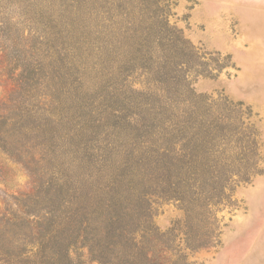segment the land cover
Listing matches in <instances>:
<instances>
[{
	"label": "rangeland",
	"instance_id": "1",
	"mask_svg": "<svg viewBox=\"0 0 264 264\" xmlns=\"http://www.w3.org/2000/svg\"><path fill=\"white\" fill-rule=\"evenodd\" d=\"M156 3L0 0V264L75 220L72 264L153 230L169 264H264V0Z\"/></svg>",
	"mask_w": 264,
	"mask_h": 264
},
{
	"label": "trees",
	"instance_id": "2",
	"mask_svg": "<svg viewBox=\"0 0 264 264\" xmlns=\"http://www.w3.org/2000/svg\"><path fill=\"white\" fill-rule=\"evenodd\" d=\"M156 4L157 10L166 8V5H161V0H157ZM168 15V9H166L165 18L162 21V24L165 27V30H174L175 28L173 26H170ZM14 25L20 26L21 23L19 21H16ZM32 32L34 31H31L29 34H32ZM17 33L21 37L24 35V31L20 28H17ZM243 142L245 143V152L243 154L244 176H242L241 179L247 181L249 177L254 174V168L260 161V158L257 138L254 135H248L247 139H243ZM49 215L50 216L49 218H47V222L44 223V228L42 229V231H39L38 235L40 239H42L43 235L47 231L53 229L54 222L60 224L53 212H49ZM63 226L64 227L62 229L54 231V237L47 240L46 238H44L40 241V243H38V246L36 247L38 254L29 255L27 253H24L23 261L27 260V263L29 264H72V261L74 260L72 259L71 252L73 251V248L78 245V242H80L79 240L83 236L82 232H85L88 228L82 229L83 223L81 220H75L73 224ZM108 228H110V225L108 226ZM1 229L2 228H0V232L2 231ZM107 236L108 238H111V242L109 243V252L112 251L115 256L120 253L122 259L126 264H169L171 262L169 260L171 259L170 257L165 258L160 255L165 249L172 248L169 246H172V243H174V237H170L167 232L160 234L155 230H153L152 232L149 231L148 233L143 235L142 239H139L136 236V233L132 232H119L118 234L114 235H110L107 233ZM163 237H165L166 239V241L164 242ZM193 240L195 239L186 237V248L196 251L200 249V246L194 247L193 245H191V242H193ZM167 241L170 242L168 243L170 245L165 244V242ZM123 243L126 244V247L122 249ZM5 248L6 247L4 245L0 246V251H5L6 254L9 250ZM181 258L183 259L181 261L187 264V255L183 254ZM98 261L102 262L99 259Z\"/></svg>",
	"mask_w": 264,
	"mask_h": 264
},
{
	"label": "crops",
	"instance_id": "3",
	"mask_svg": "<svg viewBox=\"0 0 264 264\" xmlns=\"http://www.w3.org/2000/svg\"><path fill=\"white\" fill-rule=\"evenodd\" d=\"M253 30L256 34L264 35V18L258 16L256 21L252 24Z\"/></svg>",
	"mask_w": 264,
	"mask_h": 264
}]
</instances>
